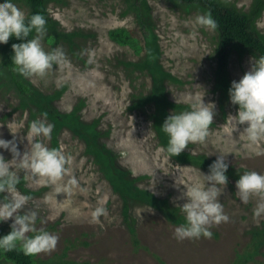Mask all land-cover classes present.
Here are the masks:
<instances>
[{
    "label": "rangeland",
    "instance_id": "374dc122",
    "mask_svg": "<svg viewBox=\"0 0 264 264\" xmlns=\"http://www.w3.org/2000/svg\"><path fill=\"white\" fill-rule=\"evenodd\" d=\"M248 13L254 0H225ZM3 2V0H0ZM28 15V9L19 0H13ZM155 32L159 37L163 68L179 80L167 81L168 99L189 106L197 98L205 103L215 102V116L209 134L203 142L190 143L184 151L216 159L223 156L229 166L254 170L264 174V137L249 140L240 133L247 125H236L228 118L237 108L230 100L221 99L214 91V74L217 66L215 49L218 34L194 23L203 14L199 9L187 8L175 0H147ZM48 10L60 29L69 35L68 40L51 42L42 38L45 50L60 47L64 56L42 77L29 78L45 94L65 88L53 105L61 112H71L78 104L79 112L87 123H97L102 134L100 143L113 152L116 166L140 178L136 183L142 189L167 199L172 205L184 189L180 183L200 179V170L181 165L171 159L161 145L153 128V104L133 110L134 96L148 95L152 81L146 72H133L124 63L139 62L145 56L144 40L136 16L129 10L127 0H49ZM264 35V12L257 21ZM125 29L142 47L139 51L131 45L113 41L110 32ZM1 44V43H0ZM250 54L235 51L230 59L229 80L239 78L250 69ZM15 116V125L7 127ZM32 118L31 113L19 108L13 91L0 89V138L11 140L15 136L21 154L27 150L25 133ZM15 134H13L12 132ZM53 147L51 136L45 141ZM71 157V169L79 181L82 194L73 197L74 205L85 213L97 201H103L108 216L93 220L84 215L73 219L67 211L52 208L43 197L50 189L35 184L30 177L20 173L18 188H28L36 195L20 210L35 212L36 227L57 235L54 248L35 254V260H55L77 264H232L236 253L249 241V231L264 222V191H256L241 201L235 194V181L221 185L220 199L226 221L212 223L211 238L178 240L174 235L176 225L169 223L158 211L136 202L130 203L129 219L123 214V200L86 153L83 140L70 131L59 135L58 147ZM6 159L8 150L0 149ZM204 173V170H201ZM24 193V192H23ZM59 194L58 199H63ZM11 219L0 222V229L10 232ZM135 230L134 243L133 234ZM32 235V233H29ZM0 264H12L0 258ZM264 264V248L255 262Z\"/></svg>",
    "mask_w": 264,
    "mask_h": 264
},
{
    "label": "clouds",
    "instance_id": "9594fccd",
    "mask_svg": "<svg viewBox=\"0 0 264 264\" xmlns=\"http://www.w3.org/2000/svg\"><path fill=\"white\" fill-rule=\"evenodd\" d=\"M46 23L45 17L39 12L26 16L13 0L0 2V43H7L10 37L20 41L11 45L10 59L13 70L25 78L44 76L53 63L64 56L60 47L51 50L43 47ZM194 23L209 29L217 26L210 12L197 15ZM33 32L35 35L29 38ZM228 94L230 102L238 105L236 113L227 116L236 129L238 125L246 124L240 133L249 140L264 137V55L250 59V69L239 80L231 82ZM203 97L191 103L189 109L179 112L173 110L166 116L160 128L167 136V144L161 147V151L178 156L190 143L206 139L215 116V102L205 103ZM45 117L46 114L30 122L25 133L28 147L23 154L17 147L15 136L11 140L0 138V149L11 153L10 159L0 153V222L12 221L10 232L0 236V249L5 251L19 247L25 255H35L54 248L58 240L57 235L36 227L35 212H20L30 200V196L18 188L21 172L35 184L49 187L50 190L43 197L44 203L67 211L71 218L79 219L87 215L95 220L108 216L103 201H97L87 213L74 205L73 197L82 194L83 189L79 179L73 175L71 157L65 154L63 147H49L45 142L54 128ZM14 125L15 116L7 127L10 129ZM228 167L226 159L218 155L209 165L207 173L200 170V179L177 184V187L184 186L181 195L175 198L184 200L182 204L176 205L184 216V222L174 228L178 240L201 236L211 238L209 226L228 219L218 199L219 186L228 183ZM235 188V194L241 201H246L251 193L264 191V174L254 170L244 171L239 174ZM59 194H64V198L58 199Z\"/></svg>",
    "mask_w": 264,
    "mask_h": 264
},
{
    "label": "trees",
    "instance_id": "16d2710c",
    "mask_svg": "<svg viewBox=\"0 0 264 264\" xmlns=\"http://www.w3.org/2000/svg\"><path fill=\"white\" fill-rule=\"evenodd\" d=\"M19 1L27 7V16L39 12L45 17L47 21L45 36L49 41L59 42L71 38V35L64 33L60 29L59 23L51 17L48 10L49 0ZM175 1L187 8H196L204 13L210 12L215 19L218 40L215 49L217 66L214 74V91L221 95V99L229 100L228 89L231 85L229 65L233 53L239 51L242 54H250L257 58L264 55V35L257 27V21L264 12V0H254L248 13L242 12L235 4L225 0ZM127 3L129 10L135 14L140 27L144 40L145 56L139 62H127L124 65L133 72H146L152 81L150 93L134 96L136 101L133 102L131 108L136 110L153 104V128L162 147L167 144V136L162 132L160 125L173 110L179 112L189 109V106L175 104L166 95L165 83L167 81L179 83V80L167 72L161 64L162 51L159 45V37L155 32L147 0H127ZM33 35H35L34 32L30 34L29 38ZM110 37L120 45H131L137 51L142 49L138 41L132 38L125 29L111 31ZM19 42L17 38L10 37L7 43L0 44V89L13 91L18 98L19 108L23 111L28 110L32 118L46 114L45 118L54 125L51 133L53 147H58L59 135L63 130L70 131L74 136L84 141L86 153L93 158L113 190L122 198L123 214L126 219H129L130 203L136 202L158 211L173 225L183 223L184 216L179 208H176L167 199L159 198L151 191L140 188L136 184L140 178H135L129 171L116 166V157L113 152L99 141L102 134L98 130L97 123H87L81 119L79 112L83 107L82 103L78 104L71 112L63 113L53 103L61 98L65 88L52 94H45L37 89L29 78H25L13 70L14 65L10 59L12 54L11 45ZM235 107L238 108V105H235ZM170 157L181 165L194 166L205 172H208L209 165L215 160L206 155L192 154L186 151L178 156ZM244 171L246 170L229 166L227 169L228 181L233 180L236 182L239 174ZM20 183H22L21 180ZM22 189L29 196L37 194V192L23 186ZM130 232L133 234L134 239L136 231L130 230ZM5 234L7 233L0 229V236ZM134 243L138 244V241L134 239ZM263 248L264 222L249 231V241L246 247L241 252L236 253L232 264L255 262L262 254ZM0 258H4L12 264L56 263L55 260H35L34 255H25L19 247L11 251L0 249ZM63 263L77 264L71 261Z\"/></svg>",
    "mask_w": 264,
    "mask_h": 264
}]
</instances>
